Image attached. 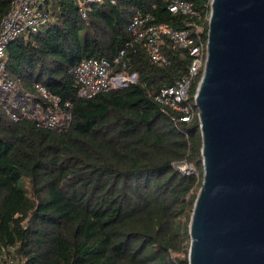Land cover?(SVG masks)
I'll return each mask as SVG.
<instances>
[{
  "label": "trees",
  "instance_id": "obj_1",
  "mask_svg": "<svg viewBox=\"0 0 264 264\" xmlns=\"http://www.w3.org/2000/svg\"><path fill=\"white\" fill-rule=\"evenodd\" d=\"M11 1L0 0V21ZM188 1L199 18L170 11L169 0H100L85 18L73 0H48L51 21L7 44L4 71L19 78L15 96L38 100L32 84L40 83L69 102L72 119L65 129L42 128L12 120L0 101V264H188L202 180L194 94L203 67L181 102L189 107L182 120V110L155 95L186 74L188 49L163 36L166 62L158 63L126 44L128 24L141 15L186 29L194 42L199 25L206 46L210 0ZM122 48L136 82L79 98L68 69Z\"/></svg>",
  "mask_w": 264,
  "mask_h": 264
},
{
  "label": "water",
  "instance_id": "obj_2",
  "mask_svg": "<svg viewBox=\"0 0 264 264\" xmlns=\"http://www.w3.org/2000/svg\"><path fill=\"white\" fill-rule=\"evenodd\" d=\"M188 264H264V0H210Z\"/></svg>",
  "mask_w": 264,
  "mask_h": 264
},
{
  "label": "built area",
  "instance_id": "obj_3",
  "mask_svg": "<svg viewBox=\"0 0 264 264\" xmlns=\"http://www.w3.org/2000/svg\"><path fill=\"white\" fill-rule=\"evenodd\" d=\"M78 6L82 17L87 16V9L90 5L100 0H73ZM169 10L197 16L191 2L188 0H169ZM51 21V14L48 8V0H12L9 8L0 21V97L1 104L6 115L12 120L27 119L36 126L49 129H65L72 119L70 104L60 103V99L40 83H33L34 89L38 92V100L33 99L29 93L24 92L26 98L15 96L19 78H12L5 73L6 46L21 35L35 32ZM131 37L127 45L137 44L146 50V53L153 62H166L161 51L160 43L164 37L169 38L174 45L187 48L191 56L187 72L173 84L162 87L155 95V101L162 105L176 110H182L185 114L182 120L189 118V107L181 105L186 99L191 80L198 70L203 67L206 46L199 41L201 27L195 28L196 42L189 37L186 29L177 30L166 24L154 23L149 16H135L127 27ZM125 49H120L111 58L87 57L82 58L78 63L68 69L77 84L76 94L79 98H90L98 92L107 91L116 87H128L136 82L137 75L124 69ZM121 64L122 69H115ZM188 164H183L179 169L191 173ZM184 167V168H183ZM188 167V168H187ZM11 264V263H10Z\"/></svg>",
  "mask_w": 264,
  "mask_h": 264
},
{
  "label": "rangeland",
  "instance_id": "obj_4",
  "mask_svg": "<svg viewBox=\"0 0 264 264\" xmlns=\"http://www.w3.org/2000/svg\"><path fill=\"white\" fill-rule=\"evenodd\" d=\"M180 166L182 168L183 164H181ZM189 170H190L191 173H196V169L193 166H189ZM5 264H10V260L9 261H6Z\"/></svg>",
  "mask_w": 264,
  "mask_h": 264
}]
</instances>
